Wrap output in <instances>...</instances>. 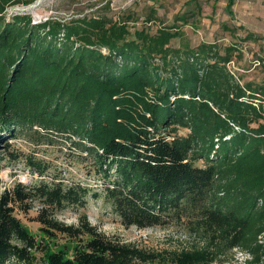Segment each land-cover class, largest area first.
Returning <instances> with one entry per match:
<instances>
[{
    "label": "trees",
    "instance_id": "1",
    "mask_svg": "<svg viewBox=\"0 0 264 264\" xmlns=\"http://www.w3.org/2000/svg\"><path fill=\"white\" fill-rule=\"evenodd\" d=\"M33 1L0 0L5 152L20 155L9 141L26 127L66 136L91 160L125 226L190 222L203 245L167 260L107 235L86 214L78 226L62 222L58 211L85 207L100 193L54 176L0 192V264H33L38 253L42 264H217L233 250L250 254L245 264H264V83H243L229 68L241 46H178L181 25L166 24L155 7L134 31L131 15L7 16L8 7ZM235 3L227 0L230 16ZM195 14L177 21L188 24ZM158 20L156 29L146 25ZM29 164L41 176L53 169L33 157ZM35 206L40 235L19 215ZM56 232L86 237L60 246Z\"/></svg>",
    "mask_w": 264,
    "mask_h": 264
},
{
    "label": "rangeland",
    "instance_id": "2",
    "mask_svg": "<svg viewBox=\"0 0 264 264\" xmlns=\"http://www.w3.org/2000/svg\"><path fill=\"white\" fill-rule=\"evenodd\" d=\"M226 4L227 0H34L28 5L8 7L7 16L15 13L30 14L33 20L38 22L44 21L45 18L69 21L93 14L116 18L131 15L133 18L129 23L131 30L134 31L145 26L147 14L155 7L166 24L181 25V34L174 44L187 47L196 46L203 41L237 43L241 46L243 54L241 57L236 54L229 68L243 83L248 81L264 83V0H236L233 7L234 16L226 12ZM193 9L196 14L191 16L188 24L177 21L183 13L192 14ZM224 22L235 30H226ZM160 24L161 21L158 20L148 22L146 25L156 29ZM9 143L10 151L20 155L13 157L10 152H5V142L0 144V192L16 182L32 185L40 180H51L54 176L64 179L65 183L81 182L90 187V194L97 191L100 195H89L85 207H68L58 211L56 217L60 221L78 226L80 216L86 214L90 223L107 235L119 237L146 251L160 254L168 258L167 260L175 251L203 245L202 238L191 230L190 222L171 220L164 226L147 228L125 226L113 210L111 201L104 196L103 183L97 181L91 160H85L79 148L73 146L72 141L66 136L40 130L38 127L33 129L26 127ZM30 157L40 162L51 163L53 169L43 176L39 175L32 170L29 164ZM37 213L38 206H35L28 213L19 215L34 234L40 235V223L34 218ZM85 237L81 236L76 241L66 234L56 232L55 243L74 247ZM243 262L244 257L241 253L233 250L225 254L222 262L217 261V264ZM5 264L26 263L10 260ZM33 264H42L40 253Z\"/></svg>",
    "mask_w": 264,
    "mask_h": 264
},
{
    "label": "built area",
    "instance_id": "3",
    "mask_svg": "<svg viewBox=\"0 0 264 264\" xmlns=\"http://www.w3.org/2000/svg\"><path fill=\"white\" fill-rule=\"evenodd\" d=\"M13 15V14H12ZM46 19H48V18H45L44 20H46ZM40 21H42V20H40ZM40 21H38V22H40ZM33 22H37V21H33ZM264 240V236L262 235L261 237H260V241H263ZM238 252H240L241 253V255L244 257V262H243V264H245V259H248V258H250V254L249 253H246V252H244V251H241V250H238Z\"/></svg>",
    "mask_w": 264,
    "mask_h": 264
}]
</instances>
